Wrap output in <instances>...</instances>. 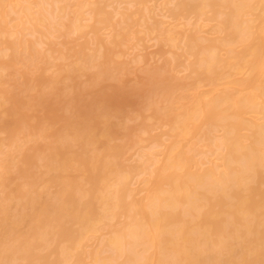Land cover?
Instances as JSON below:
<instances>
[{"label":"bare ground","instance_id":"bare-ground-1","mask_svg":"<svg viewBox=\"0 0 264 264\" xmlns=\"http://www.w3.org/2000/svg\"><path fill=\"white\" fill-rule=\"evenodd\" d=\"M90 18L93 30L110 26L112 46L131 24L141 26L132 37L154 33L167 46L143 82L160 90L146 98L142 127L165 124V139L150 137L124 163L122 145L108 142L114 130L91 106L105 92L86 99L80 117L64 115V95L81 91L66 81L84 73L96 85L111 69L107 41L96 49L103 53H82L44 77L35 68L33 103L8 95V108L0 99L9 117H0V264H264V0H0V44L11 49L0 47V66L17 49L82 33ZM167 81L189 85L190 95L177 102ZM23 106L39 115L24 121ZM26 131L44 139L42 151L26 145Z\"/></svg>","mask_w":264,"mask_h":264},{"label":"rangeland","instance_id":"rangeland-1","mask_svg":"<svg viewBox=\"0 0 264 264\" xmlns=\"http://www.w3.org/2000/svg\"><path fill=\"white\" fill-rule=\"evenodd\" d=\"M148 4L152 5L153 2L149 1ZM135 7V5H129L128 3H120L118 5L119 10L127 8V11H131ZM108 8L112 10V6H109ZM156 8L159 9V7ZM157 9H155V11H158ZM118 16V13L113 14L112 19L116 20L118 19ZM136 16L137 13H134L132 17L135 18ZM179 22H182V20ZM93 25V20L90 18L83 22L81 29L82 33H72L66 36L54 37L51 44L34 43L30 52L26 51L25 49L15 50L16 58L18 57L16 59L17 61L15 60L13 64L6 67H1L2 65L0 66V99H4V106L8 108L12 106V103L6 99L8 95H12L13 98L16 97L23 100H29L30 103H33L37 91V85L35 84L36 70L39 69V71H41V75L44 77L46 74L56 70L57 68L68 67L73 62L80 60L82 53L96 51L97 47H99L101 44H106L107 41L108 44L106 47L109 50L110 48L112 50L111 52L108 51V53L111 54L113 60L115 61L110 63L111 69H108L107 73L101 74V80L96 85L89 84L87 75L84 73H79L73 80L69 79V81H66L68 85H71V87L73 84H75L74 89H76V91L77 89H81V91L75 96L72 92V96L70 95V92L69 94L64 95V99L71 98V109L70 111H65L64 115L76 113L80 117L87 110V106L85 105L86 99H93L94 96L96 98L99 95L102 97V95L104 96L102 92H105V96L107 94V97H103L102 102H93L91 106L94 104L93 109L97 111L98 119L104 120L105 124L110 125V127L114 130V133L108 142L122 145V162L130 163L133 162L131 159L136 157V152L138 149H140L145 144L149 146L148 143L150 137L153 138L154 136H158L159 139H165L164 134H162L166 128L165 124L156 123L153 126L150 124L147 131H144L142 127L143 123H149L148 116L150 112L146 108L145 101L147 102V100H149L151 97H156V92L160 90L159 88H155L156 90L147 88V74L151 71H157L162 66V59L163 55L166 54L165 50L167 46H157L154 39L151 38L154 33L150 34L149 37L143 40H137L135 37H132L131 30L141 28V26L134 24H131V29L126 31L124 36L120 38L119 44L112 46L108 42L110 32L112 30L110 26L99 27V29L96 31L93 30ZM121 26L122 23L119 24L118 22L116 29L120 30ZM181 27L182 26L179 24L177 25L176 29L179 30ZM26 36L30 39L34 37L31 34ZM97 37L99 40H97ZM10 40L13 41L12 36L10 37ZM48 46H50L51 49H49ZM0 47L4 48V53L8 54L11 51V49L5 48V44L3 43L0 44ZM102 48L104 47H101L99 50H102L103 53L104 49ZM22 50H24L23 53ZM99 50H97L98 53L96 51L97 54H99V52L101 54V51ZM19 52L21 54H19ZM44 53L50 55L49 59H47V62L43 60L42 55ZM110 54L109 57H111ZM116 66H119L120 69H115ZM110 72L115 75L111 74V76L108 77ZM184 72L185 71L180 68L174 74V76L177 78L183 75ZM146 78V83H144L146 88H144L145 85L143 82ZM165 84L171 86L169 92L172 95H178L177 102L184 101V99L191 93V87L187 84L182 87H174L172 86V83L168 81L165 82ZM132 87H137V89L138 87H142L146 91L145 93L142 92L139 96L140 90L138 89L139 93L136 92L138 95L136 96V93H132V95L130 90ZM114 89L115 91H113ZM134 89L135 88H132L133 91ZM65 90L69 91V88ZM98 91L99 94H96ZM108 92L112 97H115L114 100H109L110 98L108 96ZM152 92L154 96L151 95ZM121 95L125 97H122ZM58 98L60 100L62 97L52 96L53 100ZM116 101H118V104H116ZM112 104H116V106L112 107ZM28 107L29 106L21 107V117L24 121H33V119L39 115V111L33 109L32 106L29 108ZM0 113L2 121L9 119L5 112ZM61 123L62 119H59L54 123L53 128H59ZM3 136L4 131H0V137ZM142 137H148V140H144ZM23 138L26 140V145L30 148H33L38 152L43 150L44 139L38 138L33 134H29L28 131L25 132ZM150 145L152 144L150 143ZM4 148L5 145L3 143L1 144L0 149L3 150ZM23 167L25 166L22 164L19 165V168ZM19 168H17V170H20ZM17 175V172H13L15 182L19 180Z\"/></svg>","mask_w":264,"mask_h":264}]
</instances>
